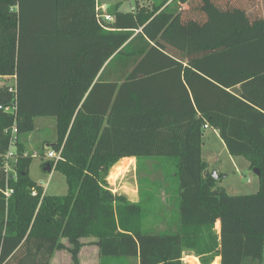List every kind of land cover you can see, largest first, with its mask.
<instances>
[{
  "label": "trees",
  "instance_id": "trees-1",
  "mask_svg": "<svg viewBox=\"0 0 264 264\" xmlns=\"http://www.w3.org/2000/svg\"><path fill=\"white\" fill-rule=\"evenodd\" d=\"M98 2L0 0V77L15 78L0 87V264H49L62 250L79 264L87 239L100 264H184V251L200 264H264V18L215 0H160L129 13L117 3L107 23ZM36 118L55 120L45 150L60 160L42 168L63 175L64 196L30 179L20 142L5 171L12 128L18 138ZM204 125L258 170L256 193L218 186L201 155ZM129 157L174 165L173 231H149L152 212L108 190Z\"/></svg>",
  "mask_w": 264,
  "mask_h": 264
},
{
  "label": "crops",
  "instance_id": "crops-1",
  "mask_svg": "<svg viewBox=\"0 0 264 264\" xmlns=\"http://www.w3.org/2000/svg\"><path fill=\"white\" fill-rule=\"evenodd\" d=\"M98 1L99 2L96 6V11L98 16H101V15H109L107 14V11L113 8L114 5H116L117 3L119 4L118 5L119 12L129 13V12H133L137 6L151 5L153 1L158 2L160 0H98ZM169 3L170 1L168 2V4ZM112 22L113 20L107 21V23H112ZM106 64L107 63H105L104 66L101 68V71L94 79L93 84L97 82V79L100 73L103 71ZM104 72H105V77L102 82H104L105 84L112 83L114 79L112 70L110 71V76L108 75L107 69H105ZM0 79L6 82L7 84L9 83L7 86H1V87H12L15 85L14 77H7V78L0 77ZM106 93H107V87L105 88V94ZM53 123L55 126V122ZM34 126L35 123L33 127ZM35 128L36 127H34V129ZM206 129H211V128H206ZM27 133L28 132L22 133L17 138V142H20L23 148L25 149V151L28 154H30L33 158L34 156H36V154L34 150H32L33 145H31L30 138L29 136H27L28 135ZM213 133L214 136L219 139L218 132L216 130H213ZM219 142L222 148L226 150L225 145L220 139ZM46 145L47 144H45V147H47ZM48 151L49 150L45 152V156L42 158L43 162H50V160L46 158V153ZM227 154L230 159V162L231 163L233 162V164H235L236 162L234 161L235 160L234 158L241 157V156H231L229 155L228 152ZM138 161L139 159L136 157H129V158H123L118 162H116L111 168L109 175L107 177L108 190L112 194H119L125 196V198L130 203H134V204L140 203L146 211L152 212L153 223L150 224L149 226L153 227L154 229L155 227L160 225L159 230H157L156 232H162L166 230L173 231L177 224V217H175L176 202H177V190H176L177 187L176 186L173 187L172 185H169V183L166 182V178H164L163 175L161 174L153 173V174H146L143 176L141 174H138L139 172ZM205 162L208 165V170L211 172L213 168L210 170V166L208 162L207 161ZM244 162L245 163H240V164H242V166L244 167H248V170H250L248 166V162L245 159ZM45 168L46 167L43 168L44 171ZM53 170L54 169L50 168V171H45V172L51 173ZM217 171L219 173L218 175H220L221 177L222 173L220 172L219 169H217ZM146 180L148 181L145 182ZM163 227L165 228L164 230L162 229ZM214 231L216 232L217 235L219 234L218 224H215ZM92 241H93L92 239H87L86 245L81 248V251L79 253V264H100L98 249L95 245L91 244ZM182 261L184 264H186L185 262L187 261L190 264H200L198 258L187 251H184L182 253ZM68 263H69V255L62 250V251L54 252L49 264H68ZM210 264H220V257L219 256L215 257Z\"/></svg>",
  "mask_w": 264,
  "mask_h": 264
},
{
  "label": "rangeland",
  "instance_id": "rangeland-1",
  "mask_svg": "<svg viewBox=\"0 0 264 264\" xmlns=\"http://www.w3.org/2000/svg\"><path fill=\"white\" fill-rule=\"evenodd\" d=\"M216 4L221 9H230L238 8L245 12L250 20L255 18H264V0H215ZM9 84V83H8ZM6 82L0 79V87L7 86ZM54 119L50 118H36L33 119V125L35 123L36 127L28 131L30 138V143L33 145L32 150H34L36 156L32 158L30 167H29V176L31 179L40 184L44 193L48 196L61 197L64 196L67 192V185L65 179L61 173L53 170L51 173L45 172L42 168V159L40 157V152L45 153V144H49L55 141V126ZM209 128V127H208ZM39 154V155H38ZM38 155V157H37ZM201 155L203 160L207 161L210 170L219 174L217 169L220 170L222 176L218 175V186L225 189V192L228 195L238 196V195H248L254 194L258 190V179L251 170H248V167L242 166L240 163H245L243 158H234L236 161L235 164L230 162L228 154L225 149L222 148L219 139L214 136L212 129H204L203 132V143L201 146ZM168 158L161 157H141L138 161V174H161L166 178V182L173 187L178 186L177 180L174 177V165L169 161ZM235 168H234V166ZM237 170V171H236ZM210 172V171H209ZM138 176V175H137ZM139 177V176H138ZM153 177V176H152ZM157 177V176H156ZM223 177V178H222ZM155 178V177H154ZM174 180V182H173ZM146 180L145 182H147ZM173 183V184H172ZM151 214H146L147 227L149 231L156 232L159 230L160 225L154 229L149 226V223L152 224ZM165 229L164 227L162 228ZM60 257V256H59ZM121 260V259H120ZM118 260L113 259L110 261V264L116 263ZM120 262V261H118ZM186 264H190L185 262ZM126 264H137L134 260H129Z\"/></svg>",
  "mask_w": 264,
  "mask_h": 264
},
{
  "label": "built area",
  "instance_id": "built-area-1",
  "mask_svg": "<svg viewBox=\"0 0 264 264\" xmlns=\"http://www.w3.org/2000/svg\"><path fill=\"white\" fill-rule=\"evenodd\" d=\"M100 19L104 20L105 22L107 21H112V18L111 16L109 15H101V16H98ZM8 110H11V109H6V111ZM208 128L207 125H204L203 129H206ZM10 136H11V139H10V143H11V147L9 149V151L7 152V154L5 155V163H4V168H5V171L6 172H10L11 171V165H10V162L12 159H14V145L17 141V127H13L11 132H10ZM46 158L50 161H52L53 163H56L58 160H60V151L58 152H55V151H48L46 153ZM54 169V167L52 168ZM11 191L9 190H6L4 195L5 197H9ZM32 196H35V192H32L31 194Z\"/></svg>",
  "mask_w": 264,
  "mask_h": 264
},
{
  "label": "water",
  "instance_id": "water-1",
  "mask_svg": "<svg viewBox=\"0 0 264 264\" xmlns=\"http://www.w3.org/2000/svg\"><path fill=\"white\" fill-rule=\"evenodd\" d=\"M45 171H50V167H49V166L46 167V168H45ZM251 171H252L253 174L256 175V177L259 176V172H258V170H256V169H252ZM211 174H212V177H213L214 179H218V175H217L215 172H212Z\"/></svg>",
  "mask_w": 264,
  "mask_h": 264
}]
</instances>
